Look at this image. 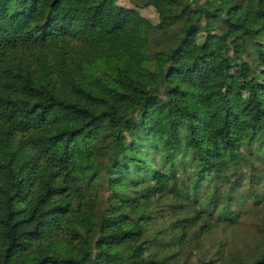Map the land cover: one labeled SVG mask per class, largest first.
Returning <instances> with one entry per match:
<instances>
[{"label":"trees","instance_id":"obj_1","mask_svg":"<svg viewBox=\"0 0 264 264\" xmlns=\"http://www.w3.org/2000/svg\"><path fill=\"white\" fill-rule=\"evenodd\" d=\"M119 1L0 0V264H162L145 205L174 200L162 246L182 245L209 209L235 220L246 196L216 183L264 161V76L221 68L230 51L264 66V0H148L156 26Z\"/></svg>","mask_w":264,"mask_h":264},{"label":"rangeland","instance_id":"obj_2","mask_svg":"<svg viewBox=\"0 0 264 264\" xmlns=\"http://www.w3.org/2000/svg\"><path fill=\"white\" fill-rule=\"evenodd\" d=\"M148 0H120L119 5L127 8H134L144 18L148 19L153 25L160 23V16L153 6L147 5ZM162 41L158 37H154L152 41L153 49ZM167 43H165V46ZM239 60L234 57L232 51L228 55L227 62L221 64V68L227 77L234 83L242 84V72L248 74H256L264 76V66L257 67L252 60L243 55L241 66H239ZM226 99L231 97V94L227 91L223 92ZM248 97L247 93H240L238 99L245 100ZM140 115L138 114L136 118ZM98 150L97 165L107 163L108 156ZM253 163L249 166H244L238 172V176L231 177L229 181H218L216 185L222 190V199L224 195L231 188V185L235 187L233 192L235 198L246 196V200L242 203L237 202L232 205L233 211L236 213L235 220L231 222H225L218 219V211L208 210L209 213H203L202 225L209 227L210 232L203 234L199 227L193 228L184 236V242L182 245L174 244V247L163 248L162 243L165 240L166 243L172 242L169 228H171V222L173 218V209L169 207L174 203L171 197H164L157 201L154 199L147 205L146 209L143 208V215L152 213L153 219L150 220V228L146 232L145 238L151 242L152 249L147 252V256L151 259L161 261L162 264H204V263H217V264H250L256 259L262 252H264V178L257 180L255 175L258 172L264 173V161L260 158H252ZM261 162V163H260ZM259 163V164H258ZM255 166L251 168L250 166ZM256 166H259L256 169ZM179 181H182L188 185L192 177L190 172L180 173ZM233 183V184H232ZM203 194H206L209 190L207 182L202 183ZM107 179L102 176L100 180L96 182L95 198L100 205V214L107 212L108 204L112 197L116 196L115 192L109 188ZM131 196L128 199L134 200L140 198L142 191L131 188L127 191ZM252 195H258L260 198L259 203H255ZM94 200V199H93ZM127 200V199H126ZM144 199L141 200V202ZM140 202V203H141ZM185 203V202H184ZM194 209V208H192ZM199 212L197 209L190 211L191 215ZM213 213L212 216H209ZM130 215H133L130 213ZM185 219L187 216L181 214ZM149 227V226H148ZM163 234L165 236H159L161 240L158 242L155 240L156 234ZM170 242V243H171Z\"/></svg>","mask_w":264,"mask_h":264}]
</instances>
